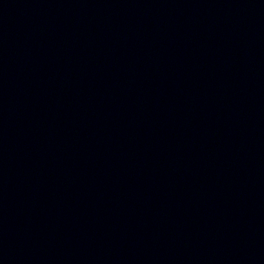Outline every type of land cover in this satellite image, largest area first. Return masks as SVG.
I'll list each match as a JSON object with an SVG mask.
<instances>
[{"label": "water", "instance_id": "95a60500", "mask_svg": "<svg viewBox=\"0 0 264 264\" xmlns=\"http://www.w3.org/2000/svg\"><path fill=\"white\" fill-rule=\"evenodd\" d=\"M0 264H264V0H0Z\"/></svg>", "mask_w": 264, "mask_h": 264}]
</instances>
